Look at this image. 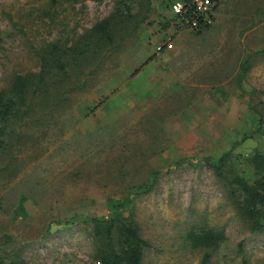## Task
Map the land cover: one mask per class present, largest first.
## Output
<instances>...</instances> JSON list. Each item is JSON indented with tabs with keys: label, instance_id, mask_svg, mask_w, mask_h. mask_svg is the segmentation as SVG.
I'll return each instance as SVG.
<instances>
[{
	"label": "rangeland",
	"instance_id": "obj_1",
	"mask_svg": "<svg viewBox=\"0 0 264 264\" xmlns=\"http://www.w3.org/2000/svg\"><path fill=\"white\" fill-rule=\"evenodd\" d=\"M174 1L152 0L157 9L139 31L100 66H83L72 81L86 77V85L61 108L37 109L41 124L24 129L19 148L0 158V258L11 260L14 251L27 264H98L89 226L63 221L106 215L108 198H121L157 172L154 191L135 201L151 245L144 264H200L203 252L183 237L206 225L227 237L212 264L245 258L264 264V233L246 230L213 171L174 166L218 158L257 129L256 113L264 116V0L223 2L213 26L200 34L175 27ZM115 2L0 0V89L17 73L39 70L41 46L74 43ZM162 19L171 30L156 45ZM168 37L193 48L180 59L205 58V70L189 74L177 67L176 75L162 72L160 63L142 65L158 57L157 46ZM248 55L254 60L241 91L237 77ZM257 150H264L259 135L236 153L245 161Z\"/></svg>",
	"mask_w": 264,
	"mask_h": 264
},
{
	"label": "trees",
	"instance_id": "obj_2",
	"mask_svg": "<svg viewBox=\"0 0 264 264\" xmlns=\"http://www.w3.org/2000/svg\"><path fill=\"white\" fill-rule=\"evenodd\" d=\"M86 1L104 0H69L73 3ZM183 1L191 8V17L195 18L192 0ZM219 7H216L214 14ZM152 10V0H116L110 15L86 30L74 43H69L67 39L66 44L50 42L41 46L36 51L39 70L17 73L8 87L0 89V158L19 148L24 129L31 127V124H41L40 119L35 117L37 109L53 111L54 108H61L72 91L86 85V77L72 81L73 76L82 74L85 65L95 63L97 67L104 63L150 19ZM175 20V27L180 28L178 19ZM210 27L192 31L200 34ZM3 40L0 35V44ZM253 60L252 55H248L240 66L237 82L241 91L244 90ZM256 114L257 129L246 133L241 141L233 143L225 154L218 158H205L197 163L185 159L174 165L179 169L206 166L212 170L225 188L238 217L252 235L264 233V150H257L245 161L236 150L256 135L264 139V116L259 112ZM157 176V172L152 173L143 184L127 188L121 198H108L105 204L106 215L69 217L62 224L89 226L88 234L94 245L92 256L98 264H144L145 253L151 245L144 239L136 219L135 201L154 191ZM183 239L192 250L203 252L200 264H212L214 252L225 243L227 237L222 228L206 225L191 228ZM12 255L16 259L8 260L1 256L0 264H27L19 260L14 251ZM242 264L249 262L245 258Z\"/></svg>",
	"mask_w": 264,
	"mask_h": 264
},
{
	"label": "crops",
	"instance_id": "obj_3",
	"mask_svg": "<svg viewBox=\"0 0 264 264\" xmlns=\"http://www.w3.org/2000/svg\"><path fill=\"white\" fill-rule=\"evenodd\" d=\"M156 9L157 8L153 7L152 13H154V11ZM161 14L162 15H164V14L167 15L168 13H166V12L163 13V11H162ZM216 15H217V13H215L214 14V17H213L214 18V22L216 20ZM158 23H160L161 25H160V28H158V29L155 30V36H154L155 37V40H154V43H156V45H159L160 42H161L160 41L161 38L163 39L164 35L166 33H168L167 31L171 30L170 23L169 22H166V21H164L162 19V21L161 22L158 21ZM212 26L213 25H211V27ZM179 29L181 31H186L185 33H189L191 31L190 29L185 28V27H180ZM181 31H180V33H181ZM151 35H153V34H151ZM180 35L181 34H179L178 36L180 37ZM192 49L193 48H191V46H189L187 42L179 43L177 46L175 44L173 50H171V51H163L161 53H157V55L158 54L159 55H158V57L156 59L154 57H152L153 56L152 55L150 57V59L146 63H144L142 65L152 66L154 63H160V65H162V67L165 69V70H162V72L163 71H167L169 73H174V74L176 73V75H177L180 72V70H177V67H181L182 68V70H181L182 73H189V74L193 73V74H197V73H199L200 66H201V69H200L201 71H204L205 70L203 68V66L207 62V60L205 58L204 59H193V58L188 57L189 60H183V59H180L179 58V57H181V54L187 53L188 51L191 52ZM158 60H160V61H158ZM175 70H177V71H175Z\"/></svg>",
	"mask_w": 264,
	"mask_h": 264
},
{
	"label": "built area",
	"instance_id": "obj_4",
	"mask_svg": "<svg viewBox=\"0 0 264 264\" xmlns=\"http://www.w3.org/2000/svg\"><path fill=\"white\" fill-rule=\"evenodd\" d=\"M223 2L225 0H192L191 6L195 18L191 17V8L183 0L174 1L171 5V11L174 17L178 19L180 27L190 30H200L213 25L215 9ZM174 46L173 38L168 37L163 45L157 47V53L171 51L174 49Z\"/></svg>",
	"mask_w": 264,
	"mask_h": 264
}]
</instances>
